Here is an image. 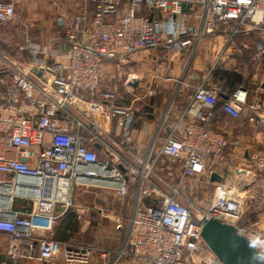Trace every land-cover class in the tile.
I'll use <instances>...</instances> for the list:
<instances>
[{
	"label": "built area",
	"instance_id": "1",
	"mask_svg": "<svg viewBox=\"0 0 264 264\" xmlns=\"http://www.w3.org/2000/svg\"><path fill=\"white\" fill-rule=\"evenodd\" d=\"M83 4H88L89 13L83 9L63 29L67 50L57 54L52 65L38 69L0 58V236L7 240V256L11 260L28 256L42 264H95L96 256L103 258L109 252L35 236L37 223L57 222L72 207L75 188H102L123 199L131 184H137L135 215L127 240V256L132 260L143 264H221L201 239L202 219L232 226L264 257V231L240 223L245 213L256 214L264 207L263 186L243 189L216 184L209 206L201 219L195 220L191 202L180 197L178 189L167 186L168 192L161 191L153 183V178L163 181L155 174L158 161L180 164L182 180L191 181L227 151L225 138L208 126L215 117L216 91L198 88L193 103L210 109L196 115V120L177 119L168 127L157 154L151 161L138 162L139 168L95 141L92 124L97 116L107 121L125 114L94 102L99 96L103 62L122 61L143 51L181 55L192 44L174 32L160 33L159 22L151 17L154 12L176 16L183 7L198 8L202 12L199 36H214L220 29L230 28L232 39L246 26L249 32L264 31V0H83ZM14 20L13 2L0 0V25ZM19 50L28 52V47ZM3 76L7 85L1 81ZM244 106L232 96L219 110L238 119ZM70 109L78 111L89 127L74 119ZM69 123L77 127L76 132L69 129ZM82 129L91 135L90 144L80 136ZM97 153L104 159L98 160ZM249 161L264 169V150L252 153ZM144 199L150 203L141 206ZM15 201L30 203L31 210L14 211ZM120 254L122 251L116 257Z\"/></svg>",
	"mask_w": 264,
	"mask_h": 264
},
{
	"label": "crops",
	"instance_id": "2",
	"mask_svg": "<svg viewBox=\"0 0 264 264\" xmlns=\"http://www.w3.org/2000/svg\"><path fill=\"white\" fill-rule=\"evenodd\" d=\"M10 1L13 2L14 7L20 3V0ZM89 11L90 7L87 12L89 13ZM151 17L159 22V32L163 35L174 32L179 39H189L192 44L181 55L172 56L161 50L143 51L127 55L122 61L103 62L100 68L101 83L99 88L105 78L110 79L115 76L118 68L122 66L129 72L126 84L130 80L134 81L133 84H128L129 88L136 86L138 79L136 74H138L141 85L146 86L147 89L151 88L155 95L161 96L163 103L167 100L163 107L165 113L163 116L160 115L162 117L159 119H155L154 115L141 113L136 114L135 117L129 109L121 110L124 111V115H115L105 121L103 125L92 122L96 130L95 141L103 144L109 153L121 157L125 163L139 168L138 162L151 161L157 154L168 134V127L172 126L177 119L184 116L185 121L196 120V115L210 109L206 105L193 103L194 92L198 88L216 91L217 103L213 108L215 117L208 126L213 132L225 138L228 149L215 160L214 165L207 166L201 177L191 180V191L195 192L199 187H211L214 190L215 185L220 183L243 189L252 185L264 187V169H257L249 161V156L252 153L264 150V115L262 114L264 112V96L262 94L264 90L261 87L264 78V61L262 59L264 52H261V48L264 49V31L249 32V27L246 26L232 39L229 38L230 28L220 29L214 36H199L202 12L198 8L183 7L180 14L176 16L154 12ZM27 47L28 52H24L27 55L26 61L16 63L24 67L38 69L52 65L55 56L67 50L63 40L58 45L52 43L45 46L27 45ZM40 53H45L48 57L40 55ZM116 75L118 77V74ZM1 81L5 85L8 84V79L4 76ZM139 82L138 84H140ZM98 93L107 103L114 100V97L109 94ZM232 96L238 97L245 104L238 119H233L219 110L221 104L230 100ZM250 105H253L254 109H250L248 107ZM157 110L154 109L153 114ZM83 126L89 127L87 123ZM68 127L72 131H77V127L72 123H69ZM83 129L79 132L82 138L85 131ZM97 150L99 149L97 148ZM161 162H157L155 174L166 180L174 179L176 184L170 187L181 190L180 164L169 161L177 165V169L172 172L170 168L160 166ZM211 178L213 181L210 180ZM153 183L159 190L166 191L163 188L165 183L157 178H153ZM136 191L137 184H131L125 197L135 207ZM142 203L141 206L148 205L150 200L144 199ZM12 209L14 211L25 209L29 212L31 204L25 205L23 202L15 201ZM65 218L66 213L57 222L61 223ZM240 223L245 227L255 225L256 228L264 231V207L256 214L245 213ZM51 229V225L39 222L34 235L70 244L69 237L66 235L68 234L67 230L61 235H55L54 238ZM116 230L120 233L119 226L116 227ZM129 237L130 228L119 244L117 243L119 242L118 238L112 239L109 244L107 239H99L100 246L98 247L109 254L103 258L96 256L94 263L143 264L127 256L130 252V246L127 244ZM103 241L109 246L102 247ZM114 243H117L116 247L111 248L112 245H115ZM6 244V238L0 236V264H42L28 256L11 260L6 254ZM119 251H122V254L116 257ZM34 254L35 252L31 255L34 256Z\"/></svg>",
	"mask_w": 264,
	"mask_h": 264
},
{
	"label": "rangeland",
	"instance_id": "3",
	"mask_svg": "<svg viewBox=\"0 0 264 264\" xmlns=\"http://www.w3.org/2000/svg\"><path fill=\"white\" fill-rule=\"evenodd\" d=\"M88 8V4L84 5L83 0H20L15 7V20L9 25H0V58L24 62L27 55L19 50L20 47L45 46L52 43L58 45L62 41L63 29L70 25L83 9L87 11ZM118 69L115 76L103 80L98 91L109 94L114 100L107 103L100 94L94 102L106 103L113 110L129 109L135 117L136 114L141 113L154 115L155 119L162 117L167 100L163 103L161 96L155 95L151 88L147 89L146 86L141 85L138 74H136L138 77L136 86L129 88V82L126 84L128 70L122 66ZM154 109L158 110L153 114ZM69 113L81 124H86V119L78 111L70 109ZM82 136L87 144L91 143L92 139L86 131ZM97 157L98 160L104 159L99 153ZM160 166L168 167L172 172L177 169V165L167 160L161 162ZM162 180L169 187L176 184L174 179L166 180L162 177ZM181 181L179 196L191 202L192 218L200 220L202 212L210 204L214 190L211 187H199L194 192L191 191V181ZM165 185L163 188L168 192L169 188ZM71 202L72 207L66 212V218L61 223L55 222L51 225L52 237L63 234L67 227L66 235L71 245L98 247L100 246L98 240L101 238L107 239L108 244L115 238H118V244L121 243L128 229L131 230L135 206L128 198H117L112 191L102 188H75ZM117 226L120 228V233L116 230ZM107 243L104 242L101 246H109ZM117 243L111 248L116 247Z\"/></svg>",
	"mask_w": 264,
	"mask_h": 264
},
{
	"label": "water",
	"instance_id": "4",
	"mask_svg": "<svg viewBox=\"0 0 264 264\" xmlns=\"http://www.w3.org/2000/svg\"><path fill=\"white\" fill-rule=\"evenodd\" d=\"M264 61V53L262 54ZM134 81L130 80L129 84ZM264 88V78L261 84ZM93 124L105 123V118L97 116L92 120ZM97 149L98 146L95 145ZM213 181V178L210 179ZM201 239L221 264H264V257L254 250V248L229 225L221 224L215 220L202 219Z\"/></svg>",
	"mask_w": 264,
	"mask_h": 264
},
{
	"label": "bare ground",
	"instance_id": "5",
	"mask_svg": "<svg viewBox=\"0 0 264 264\" xmlns=\"http://www.w3.org/2000/svg\"><path fill=\"white\" fill-rule=\"evenodd\" d=\"M84 110H86V107H83Z\"/></svg>",
	"mask_w": 264,
	"mask_h": 264
},
{
	"label": "trees",
	"instance_id": "6",
	"mask_svg": "<svg viewBox=\"0 0 264 264\" xmlns=\"http://www.w3.org/2000/svg\"><path fill=\"white\" fill-rule=\"evenodd\" d=\"M146 203V202H145ZM65 230H67V227L65 228Z\"/></svg>",
	"mask_w": 264,
	"mask_h": 264
}]
</instances>
